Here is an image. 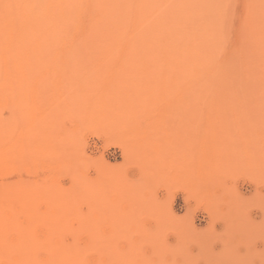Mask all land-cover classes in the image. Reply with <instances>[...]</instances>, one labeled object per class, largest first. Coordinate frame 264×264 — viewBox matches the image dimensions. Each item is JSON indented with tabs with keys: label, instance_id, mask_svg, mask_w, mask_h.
<instances>
[{
	"label": "rangeland",
	"instance_id": "1",
	"mask_svg": "<svg viewBox=\"0 0 264 264\" xmlns=\"http://www.w3.org/2000/svg\"><path fill=\"white\" fill-rule=\"evenodd\" d=\"M79 2L86 14L73 26L111 18V31L92 38L117 47H75L77 32L34 33L17 47L30 59L7 72L0 45V226L9 245L48 237L38 261L63 246L80 264H264V61L240 93L208 94L196 64L169 59L161 42L216 27L214 62L247 55L251 0H127L125 19L111 12L122 0L94 11ZM142 4L139 40L153 52L131 48ZM12 246L2 264L20 259Z\"/></svg>",
	"mask_w": 264,
	"mask_h": 264
},
{
	"label": "bare ground",
	"instance_id": "2",
	"mask_svg": "<svg viewBox=\"0 0 264 264\" xmlns=\"http://www.w3.org/2000/svg\"><path fill=\"white\" fill-rule=\"evenodd\" d=\"M80 0H0V45L8 48L7 56H5L6 71L9 72V62L28 61L30 55L28 53L20 54L18 50L19 44H28L34 33L41 34L43 39L49 34H54L57 38V32L73 34L77 32V38L73 43L75 47H105L111 50L117 47L115 41H96L92 37L97 36L103 31H111L113 21L111 18H96L92 26L83 29L81 26H73L75 19L86 14V9L82 7ZM108 0H90V10L94 11L105 7ZM118 1V0H115ZM48 3L50 7L48 8ZM148 3V0H146ZM140 4V3H139ZM250 9L244 20L245 29L248 39L246 46L252 48L249 54L241 55L233 53L224 61L214 62V53L217 50V44L221 35L218 34L217 28L214 30H203L202 34H190L188 36L164 37L162 43H165L167 50L166 56L169 59L182 58L186 61L196 64V83L203 91L208 94H238L242 86V79L246 75L253 74V70L259 63L264 61V0H251ZM127 6V0H122L112 9V16H120L125 19L122 14ZM137 10L135 15L136 28L130 36L131 48L139 45L152 48L154 45H148L146 40L141 41L139 31L146 15V7L143 4ZM89 14V13H88ZM92 14V12H90ZM212 26V25H210ZM215 26V25H214ZM125 27V26H124ZM78 28V29H77ZM49 32V34H48ZM216 32V36H215ZM54 35L52 39L54 40ZM54 37V38H53ZM51 38V37H50ZM44 41V40H43ZM48 41V40H47ZM46 41V42H47ZM45 42V44H46ZM160 42V43H161ZM104 45H103V44ZM16 47V48H15ZM9 52V53H8ZM239 52V51H238ZM2 53V52H1ZM1 55V54H0ZM1 57V56H0ZM128 54L126 58H130ZM3 58V56L1 57ZM3 60V59H2ZM0 59V64L2 61ZM2 66V64L0 65ZM250 67H252L250 69ZM1 68V67H0ZM2 69V68H1ZM5 230L0 226V238L3 246L0 247V259L5 256L4 250L9 247L18 248L20 251V259L16 264H80L79 254L75 252L65 251L63 246L54 247L49 251V255L38 261L35 257V251L38 247L48 248V237L39 240L33 237L15 238L9 241L5 235ZM8 243V246L4 245ZM36 242V243H35ZM55 245H60L58 241H54ZM0 264H2L0 262ZM7 264H15L13 262Z\"/></svg>",
	"mask_w": 264,
	"mask_h": 264
}]
</instances>
